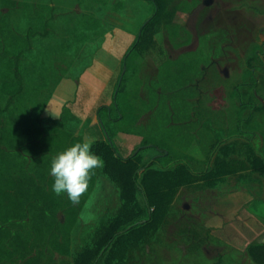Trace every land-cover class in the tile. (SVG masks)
Here are the masks:
<instances>
[{"label":"rangeland","instance_id":"obj_1","mask_svg":"<svg viewBox=\"0 0 264 264\" xmlns=\"http://www.w3.org/2000/svg\"><path fill=\"white\" fill-rule=\"evenodd\" d=\"M15 1L18 5L12 11L4 9L0 1V25L8 24L12 35L22 34L29 23L41 28L39 15L49 14V0ZM108 1L105 20L80 6L86 10L81 23L98 22L96 38L65 46L66 40H73L69 29L79 20L70 11L60 15L50 36L34 38L22 66L24 90L3 116V146L19 147L47 127L82 135L93 142L95 152L106 141L98 108L110 105L113 116L118 113L113 94L123 57L154 14L153 5L145 0ZM163 3L153 38L133 53L120 84L124 119L106 120L108 133L126 158L146 140L163 146L161 151L147 147L134 157L141 178L143 165L165 152L166 160L184 156L198 171L207 167L214 144L237 124L239 101L231 95L232 88L242 78L252 47L264 46V0ZM6 11L8 15H4ZM257 74L264 84V68ZM9 80L7 61L0 55L3 106L8 94L2 86ZM258 95L257 104L263 103L264 87L258 89ZM248 136L253 138L252 133ZM26 153L35 161L34 150L28 148ZM44 155L49 158L48 153ZM254 155L252 144L243 137L219 144L209 166L211 174H222L196 175L177 187L157 225L141 237L131 236L118 250L115 263L264 264L250 252L251 246L264 243V217L257 215H264V172L253 168ZM11 161V179L33 165L20 156ZM104 166L105 162L97 169L96 185L71 230L70 255H56L61 263L78 264L76 258L95 244L103 227L122 210V188ZM137 198L142 203L139 194ZM3 203L0 223L10 209ZM18 219L20 222L10 223L0 234L2 264H28L26 258L34 256L41 257L40 264H44L49 259V235L36 236L32 224Z\"/></svg>","mask_w":264,"mask_h":264},{"label":"trees","instance_id":"obj_2","mask_svg":"<svg viewBox=\"0 0 264 264\" xmlns=\"http://www.w3.org/2000/svg\"><path fill=\"white\" fill-rule=\"evenodd\" d=\"M4 9H11L18 5L15 0H0ZM80 6H87L86 2L107 4L108 0H78ZM150 2L154 7V14L142 25L135 41L127 50L123 57L120 78L114 91V107L118 113L113 116V106L102 105L98 108L97 116L102 131L106 132V141L100 142L94 149L97 154L102 156L105 166V172L117 181L122 188V198L124 204L121 212L108 224L103 227L101 237L96 240L92 247L87 248L77 258L78 264H117L115 259L117 252L131 238L141 237L145 235L152 227L156 226L162 218L167 205L172 198L173 192L177 187L188 183L191 178L196 175L202 177H212L210 172V157L217 149L218 145L224 143L232 137H249L242 122L245 120L244 111L258 108L256 101L257 77L255 72L264 68L263 44H255L246 60V66L243 69L241 80L234 84L231 95L239 101V117L234 128L227 129L225 138H220L214 144V149L206 160V168L204 170H196L187 157H178L166 160L167 152L155 156L142 168L143 176L139 173L140 166L134 160L143 149L153 147L159 151L163 150V146L158 144H150L148 140L145 145L134 150L129 157L122 156L108 133L106 124L107 119L114 121H122L124 113L120 105L119 96L121 93L120 84L125 78L126 70L130 65L131 57L137 49L145 46L153 37L152 32L155 24L159 21V16L163 11V0H145ZM87 3V4H88ZM49 14H40L41 28H37L29 23L22 34L16 35L9 33L8 24L0 25V55L7 61V68L10 74V80L3 83V90L8 94L7 104L2 105L0 101V131L3 126V116L14 103L15 99L22 94L24 90V82L22 76V66L26 55L33 47V40L36 36H50L54 29L55 20L62 14L56 15V8L46 5ZM8 11L4 15H8ZM61 15V16H60ZM84 14H76L79 19L76 20L74 26L69 30L73 40H66L65 46H71L69 43H82L85 40L94 39L99 34L92 35L91 31H98V22L94 24L82 22ZM65 17V15H63ZM93 21H97L94 19ZM7 26V27H6ZM176 32V27L173 26ZM32 139L19 147L3 146L5 133L0 132V203L3 201L4 206L10 207L5 221L0 223V234H3L10 223H18L19 219L25 223L32 224L36 236L49 235V259L44 264H69L64 260L62 263L57 258V254L63 257L69 256L71 253V230L78 218L80 208L84 205L89 193L96 185L97 169L89 182L88 190L82 194L80 202L73 204L67 194L57 195L52 190L53 178L49 173L50 163L59 151L68 145L83 140L82 135H75L71 132L61 130L55 127L41 128ZM252 140V137H249ZM253 146V145H252ZM34 150L35 161H31V156L26 150ZM41 150L45 151L41 153ZM47 150V152H46ZM39 152V153H38ZM45 153L49 154L46 158ZM14 156H20L22 159L33 162V165L19 171L18 178H9L8 172L12 169V159ZM253 168L264 172V157L259 158L256 155L252 157ZM30 162V163H31ZM162 166L161 168L154 167ZM177 165L176 167H174ZM141 178V180H140ZM137 194L142 197V203L137 198ZM2 217V216H1ZM27 220V221H26ZM20 222V221H19ZM29 237V235H28ZM27 237V238H28ZM26 238V239H27ZM25 239V241H26ZM250 252L256 261L264 263V243H258L250 248ZM41 257L34 256L26 258L28 264H40ZM3 258L0 257V264Z\"/></svg>","mask_w":264,"mask_h":264},{"label":"clouds","instance_id":"obj_3","mask_svg":"<svg viewBox=\"0 0 264 264\" xmlns=\"http://www.w3.org/2000/svg\"><path fill=\"white\" fill-rule=\"evenodd\" d=\"M92 141L78 140L53 156L49 173L52 190L57 195L67 194L73 203L80 202L89 187L94 170L103 167V160L93 150Z\"/></svg>","mask_w":264,"mask_h":264},{"label":"crops","instance_id":"obj_4","mask_svg":"<svg viewBox=\"0 0 264 264\" xmlns=\"http://www.w3.org/2000/svg\"><path fill=\"white\" fill-rule=\"evenodd\" d=\"M86 5H92L87 11L91 12V14L95 15L97 18H101L103 20L107 19L106 12L109 11L108 7L105 6L103 3H88ZM49 6L56 8V15L66 13L70 11L73 14H83L86 10L82 9L79 5L78 0H49ZM84 7V6H83ZM59 20V17L55 20V24ZM92 35H95V31H91ZM257 77L258 83L256 87V96L258 89L264 87L262 84L261 79L258 77L257 71L255 72ZM259 98V95L256 97ZM259 107L253 110H246L244 111L245 120L242 122L245 130H247V135L252 133L253 138L249 140V137H243L247 143L253 145L254 153L257 157L263 158L264 157V102L257 104ZM255 213V212H254ZM260 217H264L262 214H257Z\"/></svg>","mask_w":264,"mask_h":264}]
</instances>
